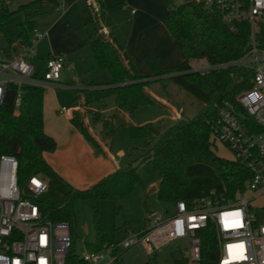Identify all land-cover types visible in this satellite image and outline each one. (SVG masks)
I'll use <instances>...</instances> for the list:
<instances>
[{
	"label": "trees",
	"instance_id": "16d2710c",
	"mask_svg": "<svg viewBox=\"0 0 264 264\" xmlns=\"http://www.w3.org/2000/svg\"><path fill=\"white\" fill-rule=\"evenodd\" d=\"M41 0H32L10 8L0 3V34L9 45L16 41L27 44L35 29L34 17L41 13ZM90 19L97 23V15ZM13 17H18V34H10L6 26ZM164 25L170 35L180 42L182 61L175 67L154 74H140L133 59L111 36L97 35L86 40L97 69L107 70L109 83L76 90L75 101L84 114H91L100 123L99 137L96 139L83 122L77 126L96 154H104L101 141L110 145L114 132L113 117L101 116L99 107L94 105L107 96L113 95L117 107L136 109L140 106L165 103L155 98L147 84L161 78H169L176 85L203 103L202 110L194 117H178L169 127L162 129L159 123L129 125L131 138L144 139L138 152L135 148L128 152L126 165L118 167L85 188H77L61 176L45 159V153L56 150L55 139L44 130L43 98L44 87L23 85L20 90L21 102L16 111L13 105L16 87L10 85L7 98L0 104V154L16 157L18 180L25 184L29 177L39 175L47 182V189L36 199L44 220L67 221L70 225L72 244L65 257V264H87L74 249V225L76 222L75 202L88 199L95 211L101 200L114 202L115 212L122 208L135 185L139 182L138 165L150 164L157 172L159 182L156 196L162 201L176 202L191 199L214 190L218 196L233 199L243 192L249 179L248 169L241 162L221 157L213 149L214 140L210 136L208 120L217 107L232 104L241 111L235 97L251 86L253 71L242 66L228 65L198 70L193 61L218 65L241 57L250 47V25L242 18L234 27L223 19L222 12L202 3L183 0L171 9L164 18ZM254 42L264 49V22L254 25ZM90 84V83H89ZM261 218V208L258 212ZM264 215V208L262 209ZM148 216L145 218V221ZM201 264H215L217 249L213 231L210 228L199 232ZM102 244L109 242L102 234ZM118 259V255L113 263ZM172 264H187L181 252L172 255Z\"/></svg>",
	"mask_w": 264,
	"mask_h": 264
},
{
	"label": "built area",
	"instance_id": "2783aa9c",
	"mask_svg": "<svg viewBox=\"0 0 264 264\" xmlns=\"http://www.w3.org/2000/svg\"><path fill=\"white\" fill-rule=\"evenodd\" d=\"M190 1L220 10L229 27L242 18L250 25V47L245 54L201 68L236 65L254 72L251 86L235 97L241 111L225 104L217 107L215 115L208 120L212 139L221 142L231 151L233 159L248 169L250 176L245 190L233 199L210 190L189 202L176 201L172 214H151L144 227L129 233L122 242L105 245L103 251L96 253H83L80 258L87 264L106 259L113 263L117 250L136 244L152 254L177 238L187 241L183 254L187 264H201L203 239L199 232L207 228L214 235L215 264H264V205L257 208L252 204V199L264 194V49L255 44L253 29L256 23L264 22V0ZM1 2L9 7L12 4V0ZM42 35L34 29L33 42L23 45L13 58H5L0 51V104L6 100L10 85L16 87L13 105L17 111L23 85L45 87L59 81L64 65L62 54L51 53L41 67L35 63L34 46ZM59 111L66 113L67 109L62 107ZM17 171L16 157L0 154V264H65L72 244L69 223L44 220L36 199L47 189L46 180L33 175L21 185Z\"/></svg>",
	"mask_w": 264,
	"mask_h": 264
},
{
	"label": "rangeland",
	"instance_id": "374dc122",
	"mask_svg": "<svg viewBox=\"0 0 264 264\" xmlns=\"http://www.w3.org/2000/svg\"><path fill=\"white\" fill-rule=\"evenodd\" d=\"M27 1L13 0L11 7ZM43 1L44 3L41 5L42 13L34 17L35 28L38 30L47 29L53 16L58 11L56 7H60L57 4L59 0ZM92 1L102 9L100 17L102 22H105L107 15L110 18L122 13L126 15L132 8L139 10L146 5L148 7L146 10H151L149 13L154 15V11L152 10L157 9L159 6L171 10L183 2V0H148L146 3H143L138 0L137 2H133L128 9L124 7L123 10H113L116 4L120 7L122 0ZM103 2L106 8H103ZM77 7H83L85 12H93L88 3L86 4V0H82ZM75 9L77 8L72 9V11ZM17 21L18 17H13L6 26L7 31L14 36L18 34ZM87 31L90 32V29L85 28V33ZM65 37L66 39L70 38L64 30L58 33L54 30L51 33L53 42H58L61 38ZM30 42H33V37L30 38ZM18 45V41L13 45H9L5 37L0 34V51L4 52V57H9ZM43 45L46 47L47 41L44 44L41 41L35 45L37 54L44 48ZM85 49L90 58L87 60L80 57L78 68L75 71L76 75L86 78L90 84L110 81L111 77L108 71L97 69L93 64L90 50L88 48ZM208 65L210 66V64H206L204 61L192 62V67L198 70ZM147 87L154 97L165 103L166 106L151 104L140 106L136 109L127 106L117 107L113 95L105 97L99 105H96L100 109L101 116L113 117L115 121V132L110 143L113 160L112 162H103L106 166L105 169L113 168V165L118 167L126 165L129 160L128 152L130 149L135 148V151L138 152L140 146L144 143V139L130 137L128 131L129 125H142L152 122L161 124L162 129H165L172 125L176 118L194 117L203 108V103L200 100L176 85L169 78H161L149 82ZM76 94V90L65 89L63 87L44 88V123L49 131L60 136L59 140L63 145L68 140L72 141L73 136L70 128L78 127V122H83L92 133L99 136L100 124L94 120L93 115L84 114L83 110L79 108L78 102L75 101ZM62 107H66L67 114L59 112V109ZM213 149L217 155L233 159L231 151L221 142L214 141ZM95 157L92 154L89 156L86 148L83 149L74 143H70V147L66 148L65 151L62 149L61 151L47 154L48 161L53 169L62 174L68 182L77 188L89 186V177L103 170H95L94 160L97 159ZM64 172H67L68 175ZM137 172L139 182L135 185L130 197L123 201L122 208L118 212H115L114 202L109 199L100 201L97 212L92 202L88 199H79L75 202L74 249L79 256L83 253L103 251L105 244H102L100 240L102 234L105 236L107 242L109 241L108 245L117 244L122 242L129 233L138 231L144 227L147 216L149 217L151 214H172L174 212V202L162 201L157 198L155 191H151L152 187L158 184L159 176L150 164L147 162L140 163ZM252 204L257 208L264 205V194L252 199ZM186 248L187 241L185 238L174 239L158 248L152 254H149L141 244H136L125 250L122 248L117 250L115 254L118 255V259L112 264H172V255L177 252L184 254ZM109 260H103L98 264H111Z\"/></svg>",
	"mask_w": 264,
	"mask_h": 264
},
{
	"label": "crops",
	"instance_id": "0c3cea01",
	"mask_svg": "<svg viewBox=\"0 0 264 264\" xmlns=\"http://www.w3.org/2000/svg\"><path fill=\"white\" fill-rule=\"evenodd\" d=\"M81 1L82 0H59L57 4L60 7L59 8L56 7V10L58 11L53 16V19L47 26V29L38 30L35 28L38 32L43 34L42 37L35 42V45L41 41L43 42V44L44 42L47 41V46L44 47L43 45L44 48L41 49L38 54H37V50H35L34 58L37 66L40 67L43 66L44 60L51 53L62 54L64 56V65L61 70V76L59 81L56 84H49L44 88L63 87L65 89L80 90L86 87L88 89L92 88V86H87V85H97V84H89L86 78L77 76L75 73L79 65L80 57L86 58L87 60L90 58L88 57L89 55L87 53V50L85 49L88 48L90 50V48L86 44V40L88 38H92L93 36H97V35L113 37L114 40L118 43V45L121 46L123 51H125L128 55L132 57L136 70L143 75L154 74L159 71L169 70L182 61L183 57L180 50V42L174 39L170 35V33L168 32L167 28L164 25V18L170 12V10L166 9L165 7L159 6L157 9L152 10L154 11V15L149 13L151 10H146L148 8L146 5L145 7L140 8L139 10L132 8L130 11L128 10L129 12H127L126 15L122 13V14H118V16L113 18H110V16L107 15L105 22H102V20L100 19L101 11H102L101 7H99L92 0H86V4L88 3V6H90L92 8V11L95 12L97 15L98 21L96 24H94L93 22L90 21L93 13H89V11L85 12V9H83V7H77V5L81 3ZM137 1L138 0H122V2H120L121 3L120 7L116 4L113 10H123L124 7L128 9V7L133 4V2H137ZM140 1L146 3L148 0H140ZM27 2H29V0ZM90 2L93 3V5L91 4L93 7L89 4ZM42 3H44L43 0H41V5ZM11 6L10 8L13 9L17 5L13 7ZM74 8L77 9L72 11V9ZM103 8H106L104 2H103ZM85 28H89L90 32L87 31L85 33ZM54 30L57 33L64 30L65 33L68 34L70 38L66 39L65 37V38H61V40L58 42H53L51 39V33H53ZM31 37L33 36L31 35ZM18 42L19 45L16 47V49L10 54L9 57H5V58H13L21 52V49L25 44H23L21 41ZM92 60H93V56H92ZM89 61L91 62V60ZM93 64H94V60H93ZM104 83H109V81ZM104 83H98V84H104ZM149 92L152 94L150 90ZM94 107L98 109L96 105H94ZM94 107L93 109H95ZM44 108H45V104L43 102V119H44ZM79 108H81L80 105ZM67 113L68 111L63 114H67ZM44 130L48 135L52 136L55 139L57 143V147L55 151H59V150L61 151L62 149L65 151L66 148L70 147V143H74L75 145L80 146L83 149L86 148L87 154L89 156L90 154H92V156L93 155L96 156L95 158L97 159L94 160V166H95L94 168L95 170H99V169H103V170L89 177L88 182L90 184L94 183L102 176L118 168V166L113 165V168L105 169L106 166L103 162H112L113 160L111 155V144L109 145L108 142L101 141L104 154H96L94 149L81 134L78 127L70 128L71 134L73 136L72 141L68 140L67 143L66 142L64 143V145L60 143L59 140L60 136L49 131V129L46 128L45 123H44ZM92 134L96 139L100 140L99 136H97L95 133ZM47 154L49 153H45V159L50 164L47 158ZM95 170L92 169V171L94 172ZM64 173L68 175L67 172ZM60 175L62 176V174Z\"/></svg>",
	"mask_w": 264,
	"mask_h": 264
},
{
	"label": "water",
	"instance_id": "95a60500",
	"mask_svg": "<svg viewBox=\"0 0 264 264\" xmlns=\"http://www.w3.org/2000/svg\"><path fill=\"white\" fill-rule=\"evenodd\" d=\"M151 191H156V186L152 187Z\"/></svg>",
	"mask_w": 264,
	"mask_h": 264
}]
</instances>
